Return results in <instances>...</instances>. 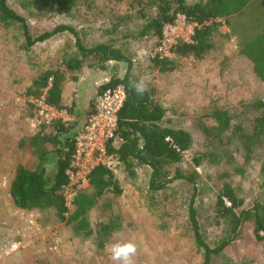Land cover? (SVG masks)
Here are the masks:
<instances>
[{
    "label": "rangeland",
    "instance_id": "374dc122",
    "mask_svg": "<svg viewBox=\"0 0 264 264\" xmlns=\"http://www.w3.org/2000/svg\"><path fill=\"white\" fill-rule=\"evenodd\" d=\"M9 4L26 19L33 37L58 26H68L76 30L86 46L101 43L120 48L132 62L129 71L132 80L145 78L148 91H152L164 108L166 119L191 136L192 148L179 166L183 171L193 169L192 158L208 152L202 131L204 126H213L209 117L213 106L235 115L225 133L226 138H231L237 125L248 131L255 117L245 106L264 99V83L255 78L251 64L237 55L236 39L225 25L214 36V46L203 59H176L173 70L163 73L151 62L157 55V41L134 39L144 21L137 9L130 8L124 0H92L89 9L78 7L68 15L52 10L36 11L31 7L24 9L17 0H10ZM144 11L150 14L153 8ZM72 43L73 37L62 33L26 52L19 30L0 26V264H113L105 245L117 237L134 238L138 249L135 264H201V255L188 239L186 230L191 187L185 182H176L164 193L151 196L147 192L149 170L146 167L136 169L134 177L117 169L114 174L122 194L105 195L90 212L88 219L94 229L112 221L119 225L104 242L95 235L75 236L69 223L58 221L50 213H26L12 204L9 182L15 167L22 165L29 169L34 163L31 155L15 148L17 138L37 130L31 127L32 106L23 91L38 70L46 68L48 62L55 65L60 59V50ZM108 64H112L107 67L111 78L124 77L127 64ZM89 70L85 67L77 78H86ZM75 84L72 81L64 84V103L70 105L76 95L82 105L86 99L90 105L95 90L87 96ZM222 140L220 148L228 151L223 162L220 165L204 163L197 169L194 207L203 239L211 248L227 232L223 224L217 225L213 212L222 184L220 175H227V181L246 207L264 196V144L247 151L235 140L231 145L224 143V137ZM14 243L19 248L12 252L10 247ZM211 264H264V241L257 242L246 225L242 237L222 254L213 256Z\"/></svg>",
    "mask_w": 264,
    "mask_h": 264
},
{
    "label": "trees",
    "instance_id": "16d2710c",
    "mask_svg": "<svg viewBox=\"0 0 264 264\" xmlns=\"http://www.w3.org/2000/svg\"><path fill=\"white\" fill-rule=\"evenodd\" d=\"M9 1L0 0V26L6 29L16 27L23 38L26 52L57 34L67 33L73 37L72 45L60 50V59L55 65L48 62L46 68L38 70L23 91L26 98L36 99L44 95L48 106L57 111H65L69 116L73 115L74 120H54L47 126L38 127L33 134L17 138L16 150L31 155L34 163L29 169L22 165L14 169L9 182V196L16 209L26 213H50L58 221L69 223L75 236L88 238L95 235L101 242L118 230L119 225L113 221L99 224L94 229L88 219L90 212L105 195L118 197L122 194L115 174L104 167L92 170L88 177V191L72 190V210L68 211L65 206L64 189L68 184L65 172L72 168L75 138L84 121L78 111L82 107L81 102H72L71 106L64 103L63 86L67 81L76 82L77 74L85 67L104 71L108 63H125L127 72L124 77L110 78L97 88L95 95L114 89L117 85L125 89V101L118 113L115 136L107 145V153L118 163L117 169L134 177L136 169L146 167L149 170L147 192L151 196L164 193L176 182L182 181L191 187L192 195L186 207V230L188 239L201 255V264H211L213 256L222 254L231 243L240 239L246 225L251 228L257 242L264 241V196L246 207L236 189L227 181L226 174L219 176L222 184L215 198L213 212L217 225L223 224L227 232L213 248L203 239L194 207L198 192L197 169L204 163L220 165L223 162L228 154L219 146L221 142L223 144V137L225 144L231 145V141L235 140L247 151L253 146L264 144V99H256L245 106L255 113V117L248 131L237 125L231 138H226L225 133L235 115L227 109L213 106L209 114L213 126H204L202 131L208 152L192 158L193 169L183 171L179 166L184 155L192 148L191 136L170 124L164 108L157 103L152 91L139 96L129 87L132 62L120 48L101 43L86 46L76 30L68 26H58L51 32L33 37L26 19L11 8ZM17 1L24 9L31 7L36 11L52 10L66 15L78 10V7L89 9L92 5V0ZM124 1L130 8L137 9L144 21L134 36L137 41L155 39L158 45L163 28L172 25L177 14L183 15L193 27L191 43H176L170 58L160 59L158 55L152 58L153 66L160 72H171L176 59H203L214 46V36L225 25L236 39L237 55L251 64L255 78L264 83L263 0ZM150 7L153 12L146 14L145 8Z\"/></svg>",
    "mask_w": 264,
    "mask_h": 264
},
{
    "label": "built area",
    "instance_id": "2783aa9c",
    "mask_svg": "<svg viewBox=\"0 0 264 264\" xmlns=\"http://www.w3.org/2000/svg\"><path fill=\"white\" fill-rule=\"evenodd\" d=\"M193 27L187 23L183 15L177 14L172 25H166L157 47V55L161 59L172 56V48L178 42L191 43ZM32 106V129L49 125L54 120L67 121L65 111H57L48 106L44 95L40 98H27ZM125 101V89L117 85L94 97L91 108L84 118L82 129L75 138L72 168L65 172L68 184L64 189L65 206L72 210L73 192L89 189L88 177L96 167H104L110 172L117 170L116 159L107 153V145L112 142L118 126V113ZM16 245V247H13ZM18 244H12L10 250L16 251Z\"/></svg>",
    "mask_w": 264,
    "mask_h": 264
},
{
    "label": "clouds",
    "instance_id": "9594fccd",
    "mask_svg": "<svg viewBox=\"0 0 264 264\" xmlns=\"http://www.w3.org/2000/svg\"><path fill=\"white\" fill-rule=\"evenodd\" d=\"M129 87L139 96L148 91L147 81L143 77L135 81L130 80ZM105 251L113 264H135L138 249L134 238L124 240L117 237L105 245Z\"/></svg>",
    "mask_w": 264,
    "mask_h": 264
},
{
    "label": "crops",
    "instance_id": "0c3cea01",
    "mask_svg": "<svg viewBox=\"0 0 264 264\" xmlns=\"http://www.w3.org/2000/svg\"><path fill=\"white\" fill-rule=\"evenodd\" d=\"M109 65H112V64H107L106 69L104 71L89 70V73H87L86 78H84V79L78 78V80L75 82L76 87H79V89L81 87L82 90H85L84 92L86 93L85 95H87V96L90 94L92 95L93 91L95 90V94L93 93V96L95 97L97 88L99 86H101L102 84H105L111 78L110 74L107 71V69H108L107 67H109ZM78 93L80 94V92H78ZM88 93H90V94H88ZM63 98H64V91H63ZM78 101L82 103V100H80V98L76 97V95H75V97L72 98L70 104L72 102H78ZM87 101L88 100L86 99L85 104H83L82 107H80V110H78L79 115H81V118L83 121H84L86 114L88 113V111L91 108V104L89 105L87 103ZM68 106H71V105H68ZM66 117L68 120H74L73 115L72 116L66 115Z\"/></svg>",
    "mask_w": 264,
    "mask_h": 264
}]
</instances>
